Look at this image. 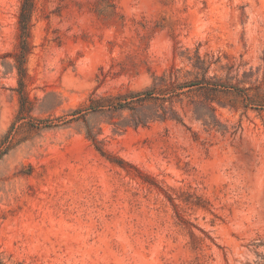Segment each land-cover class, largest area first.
Masks as SVG:
<instances>
[{
	"label": "rangeland",
	"instance_id": "1",
	"mask_svg": "<svg viewBox=\"0 0 264 264\" xmlns=\"http://www.w3.org/2000/svg\"><path fill=\"white\" fill-rule=\"evenodd\" d=\"M21 3L0 0V263L264 264V0H32L25 32Z\"/></svg>",
	"mask_w": 264,
	"mask_h": 264
},
{
	"label": "trees",
	"instance_id": "2",
	"mask_svg": "<svg viewBox=\"0 0 264 264\" xmlns=\"http://www.w3.org/2000/svg\"><path fill=\"white\" fill-rule=\"evenodd\" d=\"M32 9V0H22L21 8H20V14H19V25L22 31H26L29 24V17ZM162 83H164V86L170 85V80H166L165 78H159ZM155 89H146L143 92L138 93H132L128 98L124 99H115V98H108L105 100H102V103H97L94 108L97 109H104V108H110V109H119V110H130L134 111L135 108L131 106L137 105L139 103H144L145 101L153 100L156 97L155 96ZM2 264V263H0Z\"/></svg>",
	"mask_w": 264,
	"mask_h": 264
}]
</instances>
